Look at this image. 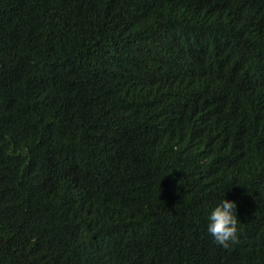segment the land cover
<instances>
[{"label":"trees","instance_id":"1","mask_svg":"<svg viewBox=\"0 0 264 264\" xmlns=\"http://www.w3.org/2000/svg\"><path fill=\"white\" fill-rule=\"evenodd\" d=\"M0 264H264V0H0Z\"/></svg>","mask_w":264,"mask_h":264},{"label":"clouds","instance_id":"2","mask_svg":"<svg viewBox=\"0 0 264 264\" xmlns=\"http://www.w3.org/2000/svg\"><path fill=\"white\" fill-rule=\"evenodd\" d=\"M9 148L17 150L15 145H10ZM18 150L21 155H28L27 147ZM236 207L235 201L221 198L206 208V231L218 247L228 249L239 240L240 223Z\"/></svg>","mask_w":264,"mask_h":264}]
</instances>
